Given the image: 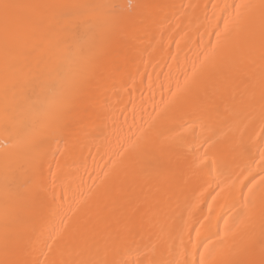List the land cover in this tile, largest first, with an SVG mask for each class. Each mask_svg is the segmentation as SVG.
<instances>
[{
  "label": "bare ground",
  "instance_id": "6f19581e",
  "mask_svg": "<svg viewBox=\"0 0 264 264\" xmlns=\"http://www.w3.org/2000/svg\"><path fill=\"white\" fill-rule=\"evenodd\" d=\"M202 260L264 264V0H0V264Z\"/></svg>",
  "mask_w": 264,
  "mask_h": 264
},
{
  "label": "snow or ice",
  "instance_id": "6c2138e0",
  "mask_svg": "<svg viewBox=\"0 0 264 264\" xmlns=\"http://www.w3.org/2000/svg\"><path fill=\"white\" fill-rule=\"evenodd\" d=\"M105 7L111 9L109 15H115V9L118 8V5L108 4ZM36 87L34 98H29L27 109L29 119L26 121L25 127L34 131L43 121L58 127L67 108V93L64 88L63 77L60 76L59 79L52 82H42ZM201 264H203V260Z\"/></svg>",
  "mask_w": 264,
  "mask_h": 264
},
{
  "label": "rangeland",
  "instance_id": "374dc122",
  "mask_svg": "<svg viewBox=\"0 0 264 264\" xmlns=\"http://www.w3.org/2000/svg\"><path fill=\"white\" fill-rule=\"evenodd\" d=\"M128 6H131V3H128Z\"/></svg>",
  "mask_w": 264,
  "mask_h": 264
}]
</instances>
